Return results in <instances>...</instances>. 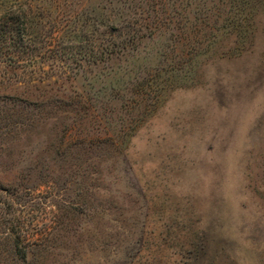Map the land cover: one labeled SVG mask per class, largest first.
<instances>
[{"label": "rangeland", "instance_id": "1", "mask_svg": "<svg viewBox=\"0 0 264 264\" xmlns=\"http://www.w3.org/2000/svg\"><path fill=\"white\" fill-rule=\"evenodd\" d=\"M68 3L98 61L0 85L18 264H264V0Z\"/></svg>", "mask_w": 264, "mask_h": 264}, {"label": "trees", "instance_id": "2", "mask_svg": "<svg viewBox=\"0 0 264 264\" xmlns=\"http://www.w3.org/2000/svg\"><path fill=\"white\" fill-rule=\"evenodd\" d=\"M70 8L68 0L63 3L59 0H0V85L10 84L13 79L29 85L44 82L47 72L41 63L46 61L53 62L51 70L62 69L63 75L66 72L59 62L98 61L94 46L89 49L90 53L84 46L93 45L90 36L96 26L82 24L78 27L80 17L78 13L69 14L73 11ZM32 124L30 119H18L15 125L25 130ZM5 205L0 201V258L18 264L21 259L27 261L28 247L19 249L22 231L17 229L14 213L7 212ZM21 252L24 255L19 259Z\"/></svg>", "mask_w": 264, "mask_h": 264}]
</instances>
